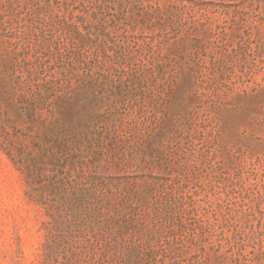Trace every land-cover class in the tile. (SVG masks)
I'll use <instances>...</instances> for the list:
<instances>
[{"label": "rangeland", "instance_id": "1", "mask_svg": "<svg viewBox=\"0 0 264 264\" xmlns=\"http://www.w3.org/2000/svg\"><path fill=\"white\" fill-rule=\"evenodd\" d=\"M0 264H264V0H0Z\"/></svg>", "mask_w": 264, "mask_h": 264}, {"label": "trees", "instance_id": "2", "mask_svg": "<svg viewBox=\"0 0 264 264\" xmlns=\"http://www.w3.org/2000/svg\"><path fill=\"white\" fill-rule=\"evenodd\" d=\"M57 181H59V179H56L55 180V182H57ZM63 184H68L69 183V181L66 179L64 182L63 181H61ZM71 185V184H70ZM62 188V187H61ZM81 194H79L78 196H80ZM57 209L59 210L60 209V207L57 205ZM72 210H70V209H68V210H66L64 213H63V216L65 215L67 218H68V220H69V227H71L72 226V222H73V220L74 219H76L75 217H73L72 216Z\"/></svg>", "mask_w": 264, "mask_h": 264}]
</instances>
